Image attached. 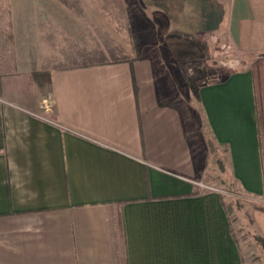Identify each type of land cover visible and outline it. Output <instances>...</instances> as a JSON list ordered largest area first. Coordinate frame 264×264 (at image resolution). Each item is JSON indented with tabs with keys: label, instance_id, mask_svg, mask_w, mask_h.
Returning <instances> with one entry per match:
<instances>
[{
	"label": "crops",
	"instance_id": "0c3cea01",
	"mask_svg": "<svg viewBox=\"0 0 264 264\" xmlns=\"http://www.w3.org/2000/svg\"><path fill=\"white\" fill-rule=\"evenodd\" d=\"M159 1L239 58L190 104L176 52L61 64L32 13L0 28V264H264V0ZM197 179L252 196L249 240Z\"/></svg>",
	"mask_w": 264,
	"mask_h": 264
},
{
	"label": "rangeland",
	"instance_id": "374dc122",
	"mask_svg": "<svg viewBox=\"0 0 264 264\" xmlns=\"http://www.w3.org/2000/svg\"><path fill=\"white\" fill-rule=\"evenodd\" d=\"M30 13L38 19V33L47 39L52 53L58 56L55 61L61 64L73 63V53L84 49L114 59L139 57L144 52L155 57L176 52L169 64L181 70V74L174 75L178 87L175 95L181 105L194 100L196 84L210 81L229 63L234 65V48L221 33L207 39L203 36L198 55L192 54L193 40L175 20L178 8L159 0H0V28L9 34L14 22L24 29ZM221 55L227 57L223 60ZM195 181L197 186L210 187L222 196L229 207L235 236L249 240L248 226L244 237L239 226L243 225L242 214L254 206L252 196L239 192L233 183ZM251 240L263 246L259 236Z\"/></svg>",
	"mask_w": 264,
	"mask_h": 264
},
{
	"label": "built area",
	"instance_id": "2783aa9c",
	"mask_svg": "<svg viewBox=\"0 0 264 264\" xmlns=\"http://www.w3.org/2000/svg\"><path fill=\"white\" fill-rule=\"evenodd\" d=\"M223 57L226 58L227 56H225V55H221V56H220V58L224 60ZM238 61H239V58H235V59H234V65H231V64L229 63V64H228L229 67H230V65H231L232 67L238 65ZM42 106H43L44 110L49 111V110L52 109V102H51L49 99L45 98V99L42 100ZM203 187H205V186H203ZM206 189H210V187H207Z\"/></svg>",
	"mask_w": 264,
	"mask_h": 264
}]
</instances>
